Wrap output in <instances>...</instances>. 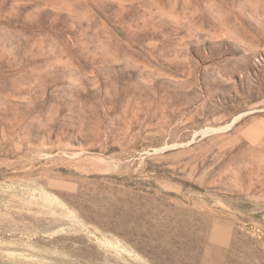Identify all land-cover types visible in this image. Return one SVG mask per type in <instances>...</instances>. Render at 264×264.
I'll list each match as a JSON object with an SVG mask.
<instances>
[{
	"label": "rangeland",
	"instance_id": "1",
	"mask_svg": "<svg viewBox=\"0 0 264 264\" xmlns=\"http://www.w3.org/2000/svg\"><path fill=\"white\" fill-rule=\"evenodd\" d=\"M0 264H264V0H0Z\"/></svg>",
	"mask_w": 264,
	"mask_h": 264
}]
</instances>
